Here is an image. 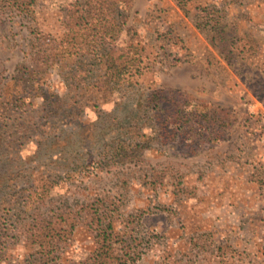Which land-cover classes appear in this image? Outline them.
Wrapping results in <instances>:
<instances>
[{
    "label": "rangeland",
    "instance_id": "obj_1",
    "mask_svg": "<svg viewBox=\"0 0 264 264\" xmlns=\"http://www.w3.org/2000/svg\"><path fill=\"white\" fill-rule=\"evenodd\" d=\"M82 1L27 0L29 7L19 8L0 0V97H18L35 116L54 96L75 93L64 76L82 60L68 54L89 40L90 26L110 18L102 11L72 31L68 9ZM122 13L110 48L123 55L134 45L142 72L97 107L84 106L77 116L83 128L66 117L40 118L42 111L23 154L56 128L78 131L93 122L96 142L82 150L76 174L58 179L52 199L72 207L98 195L113 199L125 222L117 238L136 237L137 264H264V0H126ZM31 68L36 74L28 76ZM154 88L191 97L208 113L203 126L176 139L143 140L150 129L135 127L131 116L140 95ZM115 138L140 143L135 159L105 162L106 142ZM15 245L0 264L15 263L35 243ZM94 247L78 225L59 252L66 264Z\"/></svg>",
    "mask_w": 264,
    "mask_h": 264
},
{
    "label": "trees",
    "instance_id": "obj_2",
    "mask_svg": "<svg viewBox=\"0 0 264 264\" xmlns=\"http://www.w3.org/2000/svg\"><path fill=\"white\" fill-rule=\"evenodd\" d=\"M9 4L29 7L27 0H5ZM32 1V0H30ZM236 1V0H234ZM126 0H84L76 2L68 9L67 25L77 31L88 24L91 18L101 15L102 11L110 14V18L101 24L87 29L85 40L77 45V52L69 56L79 55L80 61L73 66L69 74L64 76L65 85L76 90L69 98L66 95L54 96L52 100L40 105L37 115L27 114L18 97L8 99L0 97V262L3 263L10 245L25 247L28 241L35 243L34 248L16 262L7 264H64L60 249L70 239L78 225L84 228L94 243V248L83 258L72 260L66 264H137L138 254L135 250L134 235H122L126 243L119 248L115 246L121 231L116 227L124 222V217L117 204L107 195H98L91 201H82L72 207L65 201L56 202L50 192L58 179H66L76 174L82 167V150L92 147L96 140L92 132L91 122L87 128L58 129L56 134L40 142L34 143L33 152L23 154L28 143V135L35 125L34 119L44 111L40 118L51 115L63 120L83 121L77 118L82 115L84 106L97 107L107 101L122 86L129 75L140 74L141 58L138 48L131 43L123 55L116 54L110 46L122 30L124 3ZM184 7V6H182ZM75 33H72V36ZM67 50V49H66ZM75 53V54H74ZM80 53V54H79ZM82 56H85L84 59ZM124 56V59H121ZM75 59V58H74ZM99 70V71H98ZM28 76L36 74L31 68ZM79 72V73H78ZM68 74V75H67ZM47 99L46 92L42 93ZM167 107V109H166ZM102 110H99L101 114ZM207 112L198 109L192 98L179 92L154 88L140 95L131 116L135 127L144 123L150 133L142 132L143 140L159 137L163 140L176 139L180 131L191 129L195 123L203 126ZM34 116V117H32ZM82 117V116H81ZM68 120L67 122L70 123ZM97 122V121H96ZM96 122L94 124H96ZM15 123V124H14ZM52 126V125H50ZM10 131L11 138L17 136L15 144L11 138H5ZM139 142H127L115 138L106 142L107 155L105 162L109 164L132 161L138 155ZM103 161H100L102 163ZM21 194L12 204H8L11 196ZM60 224V228L56 224ZM125 224V222H124ZM124 241V240H123ZM134 248V249H132Z\"/></svg>",
    "mask_w": 264,
    "mask_h": 264
}]
</instances>
